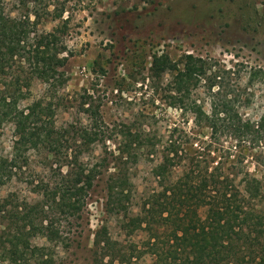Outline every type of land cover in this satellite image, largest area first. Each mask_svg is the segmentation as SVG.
Wrapping results in <instances>:
<instances>
[{
	"label": "trees",
	"instance_id": "16d2710c",
	"mask_svg": "<svg viewBox=\"0 0 264 264\" xmlns=\"http://www.w3.org/2000/svg\"><path fill=\"white\" fill-rule=\"evenodd\" d=\"M35 2L16 4L24 9ZM8 5L0 0V184L41 156L60 178L50 188L35 185L47 209L78 219L86 190L107 173L106 212L130 239H113L102 228L92 242V264H264V68L241 78L191 54L179 64L152 57V88L164 85L167 106L191 115L200 128L198 136L186 135L187 147L198 148L193 158L183 157L188 148L174 139L176 128L166 138L145 123L98 129L101 118L91 104L85 113L92 129L60 128L52 96L31 100V86L33 78L47 92L66 83L65 48L38 30L36 8L12 16ZM97 143L102 156L92 150ZM142 164L153 181L144 189L135 182ZM33 209L16 206L4 227L7 243L28 250L39 235L45 245L31 255L49 264L51 245L69 244L65 227L48 217L36 224Z\"/></svg>",
	"mask_w": 264,
	"mask_h": 264
},
{
	"label": "rangeland",
	"instance_id": "374dc122",
	"mask_svg": "<svg viewBox=\"0 0 264 264\" xmlns=\"http://www.w3.org/2000/svg\"><path fill=\"white\" fill-rule=\"evenodd\" d=\"M8 1L12 16L36 10L38 30L55 36L65 48L61 57L68 61L61 71L66 83L47 92L44 81L33 78L31 86V100L52 96L55 124L60 128L72 124L76 129H92L91 116L85 113L91 104L101 118L98 129L145 123L166 138L176 128L174 139L188 148L183 157L193 158L198 148L187 147L186 135L189 131L197 135L200 128L194 127L191 115L167 106L161 92L164 85L157 92L152 88L147 79L152 57L166 55L179 64L191 54L216 68L239 71L241 78L264 68V0H35V6L30 3L24 9L17 0ZM92 150L95 156L104 153L100 143ZM253 165L249 161L252 172ZM147 172L145 165L137 171L140 189L153 185ZM106 174L86 190L78 219L47 209L44 191L35 185L43 181L50 188L60 178L41 156L31 157L26 168L5 179L0 184V264H37L31 251L45 245L39 235L30 240L28 250L7 243L4 227L16 206L24 204L33 206L36 224L48 217L65 227L69 244L51 245L49 264H92V242L104 227L113 239L129 241L106 212Z\"/></svg>",
	"mask_w": 264,
	"mask_h": 264
}]
</instances>
